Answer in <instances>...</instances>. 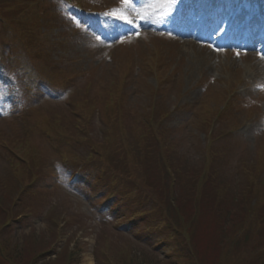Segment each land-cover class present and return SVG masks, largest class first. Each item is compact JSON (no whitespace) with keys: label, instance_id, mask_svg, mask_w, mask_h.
<instances>
[{"label":"rangeland","instance_id":"1","mask_svg":"<svg viewBox=\"0 0 264 264\" xmlns=\"http://www.w3.org/2000/svg\"><path fill=\"white\" fill-rule=\"evenodd\" d=\"M49 1L47 9L55 12V5H49ZM79 1L89 6L88 9L105 8L127 16L133 22L129 24L132 29L102 43L84 28L63 25L60 16L54 15L52 20H46L48 26L53 25V31L46 32L52 66L49 69L40 63L42 60L35 62L38 76L50 81L52 97H32L27 95V90H22L15 98L12 91L0 90V135H4L0 140L26 138L31 142V147L37 148V168L31 172L24 165L22 178L28 182L35 174L39 176L32 180L36 191L28 197L18 196L16 192L21 184L12 175L18 158L7 161L0 150V190L7 184L13 185L8 195L14 198L16 195L14 206L2 200L9 207L6 216L14 217L10 225L6 222L8 227L0 234L1 243L7 247L5 255L17 264H186L185 258L193 256L192 246L184 247L182 253L177 249L179 241L174 238L179 236V230L173 221L180 219L187 226L203 223L204 239L209 238L217 253H230L224 254V260L227 257L232 260L235 255L240 256L243 264H264L257 249L264 236L257 235L261 230L256 206L260 193L255 185L260 183L264 189V87H261L264 86V58L255 50L217 47L210 37L208 42L191 38L186 46L185 40L176 34L175 25L171 26L168 21L172 13L177 15V6L184 7L182 2L176 6L170 0H160L154 7L158 0H133L125 8L121 0ZM216 2L228 12L239 3L236 0ZM260 2L264 3L257 0V4ZM6 5L21 9L22 1L9 0ZM179 12L184 14L186 10ZM223 12L220 10L219 15ZM247 12L248 9H242L239 15L245 17ZM44 18H48L47 14ZM11 41L0 25V82L23 63L18 51L20 43ZM11 64L16 66L9 71ZM116 84L119 95L125 98L123 108L129 111L124 115L127 133L134 129L133 120L144 121L142 115L161 110L165 120L159 127L169 132L175 154L181 158V170L190 171L189 175L197 182L205 170L208 181L204 182L209 193L215 189L214 201L224 202L223 205L206 202L199 208L181 206L172 217L165 214L163 209L171 207L169 200L173 196L178 198L179 192L185 198L191 196L185 185V173L177 183L185 185L182 189L170 183L163 188V184L149 176L154 181L150 187L143 181L144 188L139 193L132 192L134 198L130 199L134 205L122 202L123 192L114 193L109 180L104 179V172L91 169L90 165L77 170L74 181L64 178L66 170L70 173L76 166L72 164L73 155L79 159L93 155L92 147L82 146V142L101 141L100 118L103 102L107 100L95 101L99 99L100 89ZM82 98L91 99L95 104L87 108L89 115L86 119L82 116L81 120L75 104ZM228 98L235 105L223 110ZM24 99L26 102L20 103ZM17 108L19 111L15 112ZM81 122H86L83 128ZM71 125L77 130L73 131ZM54 127L57 131L67 130L69 135L58 134L61 142L50 133H43L44 129ZM67 142H76L79 146L73 145L68 150L60 147L68 146ZM211 145L217 157L210 164L204 148ZM119 151L106 148L103 154L105 159L108 156L112 159ZM124 170L134 177L131 181L123 177L131 189L135 184L142 185L137 181L146 177L142 167L137 169L136 176L130 174L132 169ZM245 171L253 174L247 180ZM248 185L253 187L252 191L244 190ZM97 197L98 203L106 198L111 207L106 215L107 223L98 217ZM137 205L144 207L148 215L131 216L138 210ZM125 218L129 220L126 233L116 232L111 223L123 222ZM0 221H7V217L0 216ZM239 229L242 231L238 233ZM64 251L71 252L73 258L65 257ZM196 254L203 256L202 250Z\"/></svg>","mask_w":264,"mask_h":264},{"label":"trees","instance_id":"2","mask_svg":"<svg viewBox=\"0 0 264 264\" xmlns=\"http://www.w3.org/2000/svg\"><path fill=\"white\" fill-rule=\"evenodd\" d=\"M9 0H5V4ZM15 3L20 2V0H14ZM18 5V4H17ZM1 6V4H0ZM8 12H12L13 10L6 6ZM4 5H2V8H6ZM7 17H9L7 15ZM20 51H22L20 49ZM25 58V57H24ZM121 83V81H120ZM119 86L116 84V86H112L111 88H103L100 89V94L98 95L95 102L97 103L100 100H107L106 102H103V112L100 118V122L102 125V132L103 137L100 142H84L88 143L89 145L94 146L95 153L93 154L92 162L96 163L98 165L103 166V170L106 171L108 178L111 179L112 184V191L114 193L123 192V196L121 200L122 202L129 201L132 205L134 203L130 198H134L132 192L139 193V189L144 188L143 181L146 184V187H150L151 183L154 182L150 180L148 177L153 176L154 179L157 180V183L163 184V188H165V184L170 183L173 187L177 188H183L185 187L186 183L189 187V193L191 196L188 198H185L181 195L179 192V197L176 198L173 196L172 199L169 200V204L171 207L167 206L166 209H163V212L165 214L171 215L174 213V211L177 209H181V206H184L183 208L188 209L192 206L197 205L199 206L201 204H205L206 202H210L212 205L218 201L215 200V194L213 189L211 193H209L208 184L204 181H208V175L206 174V171L203 170L204 173L202 176H200L199 181L197 182L196 178H193L194 176L189 175L190 171L188 170H181L179 160L181 158L179 155L175 154L174 145L172 141L169 138V132L163 131L159 125L160 122L163 119V114L160 111H151L150 113H147L144 116V121L141 120H133L132 125L134 124V129L130 130L127 133V130L125 129V117L127 114H129V111L127 112L126 109L123 108L124 106V97L119 95ZM95 102L91 99L82 98L80 101H78L75 104L77 115L81 118L82 116L86 119L88 117L89 112L87 111L91 109L92 105L95 104ZM87 111V113L85 112ZM93 111V108H92ZM85 113V115H84ZM125 115V117H124ZM86 123V122H85ZM84 123V124H85ZM83 124V125H84ZM72 126V130H74V126ZM82 126V124H81ZM69 128V127H67ZM54 128H46L42 129L43 133H51L52 131H56L57 135L60 134L62 136L69 135L65 129H61L57 131ZM124 129L126 131H124ZM71 128H69V131L72 132ZM84 132H86L85 129H83ZM64 132L65 134L61 133ZM122 134V136H121ZM132 134V137L129 135ZM31 142L27 141L26 138L24 140L20 139H13L8 140L7 149L10 151V159L12 157L18 158L17 162L13 165L12 169H15V172L12 174L13 177L15 176L18 180L17 184H21L20 188L17 190L16 193L19 192L18 196L21 197H28L31 193L36 191L35 184L29 186L32 182V180H37L39 176L35 174L33 176L32 180H24L22 178L23 173L21 172L24 168L23 166L26 165L27 168L32 172V170L36 171L37 168V148L35 146L31 147ZM215 147V146H214ZM114 149L115 151H118V155L116 158L105 159L106 154H103L105 149ZM215 150H212V145L204 148V155L206 156V161L211 164V162H214V159L216 154L214 153ZM142 160L140 164H137V159ZM16 160V159H15ZM30 163V164H29ZM32 163V164H31ZM139 167L143 168V172L145 171L146 177L143 179H138L137 181L141 182V186L139 184H135L132 189L129 187L127 180L124 178H128L130 181L134 178H132L125 170L124 168H129L131 170V175L136 176L137 169ZM185 173V185L181 186L177 184L180 180V175ZM123 174V175H122ZM129 175L127 177L124 176ZM253 174L251 172H244V176H246V180L250 178ZM254 175H256L254 173ZM173 176V177H172ZM207 176V177H205ZM124 177V178H123ZM241 178V177H240ZM240 178L238 180H240ZM252 181V178H251ZM27 182V183H26ZM253 182V181H252ZM264 182V181H263ZM255 183V182H254ZM27 184V185H26ZM130 184V183H129ZM254 186V184H252ZM255 185L259 189L260 197L258 199V202L256 206L258 207V220L261 225V230L257 234L259 237L264 236V189L262 188L261 184L258 183ZM13 187V185L7 184V186H4L1 188L0 192L2 195L0 196V216L1 217H7V221H0V234L2 233L3 229L8 227V224L11 220L14 219L13 215H10V217L6 216V210H9L8 206H5L2 200L5 199L9 202L7 204L9 205H15L16 202V195L15 198L8 195L10 193V189ZM252 186L248 185L244 188L246 191H252ZM129 189H131L129 191ZM239 190V187H238ZM179 191V190H178ZM192 198V199H191ZM194 198V199H193ZM239 198V197H236ZM136 199V198H135ZM212 199V200H210ZM220 204H224V202H218ZM19 207V205H16ZM138 210H134L131 213V216H138V217H144L148 215V212L144 209L142 206H135ZM173 207V208H172ZM150 211L153 213L154 210L150 209ZM233 213V212H232ZM231 213V214H232ZM218 216H221V213H217ZM177 216H179V212L177 213ZM149 217V216H147ZM172 217V215H171ZM11 218V219H9ZM9 219V220H8ZM8 222V224H6ZM175 226H177V229L179 232L178 237H174L176 240L179 241V244L177 245V249H179L182 253L184 251V247L191 245L192 251L191 254L193 255L190 259L187 257L185 258L186 264H243V261L240 260L239 257H235L232 260L230 257H227L226 260H224V254L226 253H217L215 251V247L212 245L209 238L203 237V228L205 225L197 224L196 222L194 225L187 226L186 222H183L182 220H174L173 221ZM3 224H6L2 226ZM2 229V230H1ZM101 228L100 230H102ZM99 231V230H98ZM242 230L239 229L238 233ZM189 243V244H188ZM4 249L7 250V247L5 244L1 243L0 241V264H17L15 260H13L11 257H7L5 255ZM259 250V259H264V240H262L261 244L257 248ZM197 250H202L203 256L198 257L196 254ZM221 252V251H220ZM230 254V253H229ZM226 254V255H229ZM62 253L57 256V260H61ZM65 257H71L72 253L69 251H64ZM73 258V256H72ZM193 260L191 263L190 261ZM43 264V263H42Z\"/></svg>","mask_w":264,"mask_h":264},{"label":"bare ground","instance_id":"3","mask_svg":"<svg viewBox=\"0 0 264 264\" xmlns=\"http://www.w3.org/2000/svg\"><path fill=\"white\" fill-rule=\"evenodd\" d=\"M239 24V23H238ZM255 24V23H254ZM252 25V26H250V28H252V27H257V25ZM233 26V28H235L236 27V29H237V27H238V25L237 24H234V25H232ZM254 29H256V28H254ZM252 33H254V31H252ZM178 36H179V38L181 39V40H185L184 42H185V44H186V46L191 42L190 41V39H191V35L189 34V32H185V33H183V32H180L179 34H177ZM231 36H233V37H235V38H238V37H241L242 36V33H241V31H235V32H233V34L231 35ZM250 40L248 41V45H247V47L246 48H250V50H256L257 48H256V46H257V44H255L254 42H252L254 39H253V37H250L249 38ZM233 43V42H232Z\"/></svg>","mask_w":264,"mask_h":264},{"label":"snow or ice","instance_id":"4","mask_svg":"<svg viewBox=\"0 0 264 264\" xmlns=\"http://www.w3.org/2000/svg\"><path fill=\"white\" fill-rule=\"evenodd\" d=\"M132 2H133V0H121V3L125 6V8H128L132 4ZM106 15H109V14L106 13ZM111 15H113V16H117L118 15V18L120 20H123V21H125L128 24H132L133 23L132 20L128 19V17L123 15V14H117V13L113 12V13H111ZM137 35H138V33H137ZM237 55H238V53H237ZM261 87H264V86H261Z\"/></svg>","mask_w":264,"mask_h":264}]
</instances>
